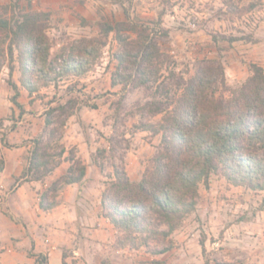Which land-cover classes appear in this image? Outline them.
I'll return each instance as SVG.
<instances>
[{
	"label": "trees",
	"instance_id": "16d2710c",
	"mask_svg": "<svg viewBox=\"0 0 264 264\" xmlns=\"http://www.w3.org/2000/svg\"><path fill=\"white\" fill-rule=\"evenodd\" d=\"M24 1L22 8L17 2L0 6V69L7 65L12 72L14 62L18 64L19 85L12 81L8 84L13 90L11 102L19 115L25 113L18 101L21 89L30 96L37 95L41 87L62 77L86 74L99 48L113 34L120 50L115 54L112 84L120 85L124 91L130 88L150 93L151 98L140 106V111L150 118L160 116L156 122L142 121L135 126L152 137L160 136L157 151L138 181H132L126 171L129 139L125 130H119L126 120L119 110L113 116L112 131L106 139L108 146L90 154L100 170L106 165L111 170L100 194V207L103 218L118 233L116 243L120 247L138 249L166 241L195 210L199 185L208 187L212 174H221L235 187L264 191V68L250 64V75L232 90L221 60L197 59L194 73L186 79L169 72V79H177L179 91L171 93L169 83L160 81L163 70L169 69V57L159 45V38L166 32L160 35L146 25L129 21L125 11L126 21L101 22L100 37L68 44L51 58L46 33L51 13L34 10L32 0ZM124 32L133 33L134 37L123 35ZM77 106L78 100L71 98L47 110L46 135L32 140L20 176L27 182H42L68 153L64 158L70 163L66 172L39 195V208L43 211L56 206L55 198L62 188L80 184L86 177V164L73 149L65 148L61 136L56 137V124L63 126ZM1 144L18 147L10 145L5 137ZM4 167L0 155V173ZM167 250L168 247L162 248L157 253ZM31 256L33 264H48L44 254ZM62 264H68L65 254Z\"/></svg>",
	"mask_w": 264,
	"mask_h": 264
},
{
	"label": "rangeland",
	"instance_id": "374dc122",
	"mask_svg": "<svg viewBox=\"0 0 264 264\" xmlns=\"http://www.w3.org/2000/svg\"><path fill=\"white\" fill-rule=\"evenodd\" d=\"M13 2L20 8L26 5L24 0H0V6ZM250 5L253 7L245 11ZM32 8L51 13V24L46 31L51 58L68 44L100 37L98 24L101 22L126 21L125 11L129 21L146 25L160 35L166 32L159 38V45L169 57L166 64L169 69L163 70L160 81L169 83L171 93L179 91L177 79H169V72L186 79L194 73L197 59L221 60L226 82L232 90L239 88L250 75V64L264 68V0H32ZM124 34L134 37L130 32ZM232 38L236 40L230 41ZM119 50L120 44L110 34L86 74L62 77L56 83L41 87L37 95L30 96L21 89L18 101L24 106L23 115H19L11 102L13 90L8 84L12 81L19 85L18 64L14 62L12 72L7 65L3 66L0 69V155L17 154V147L1 144L5 137L10 145L23 148L27 163L32 140L46 135L47 110L75 98L78 106L63 126L56 124V137L61 136L60 142L67 150L73 149L77 157L88 162L85 163L88 178L80 183L77 192L101 194L108 181L110 168L106 165L100 170L90 154L108 146L106 139L111 134L117 110L126 119L119 130H125L129 139L126 171L132 181H138L157 151L160 136L152 137L135 126L142 121L156 122L160 116L150 118L140 111V106L151 98L150 93L143 89L124 91L120 85L112 84L117 64L115 54ZM67 156L68 153L42 182H35L34 192H43L66 172L70 165L64 159ZM13 187L8 192H14ZM64 188L59 192H64ZM198 192L195 210L176 230L184 232L186 239L176 241L175 245L171 235L166 241L149 247H120L116 232L114 243L105 244L106 248H96L95 242L89 245L88 262L72 259L74 250H82L76 243L78 239L62 254L70 264H264V191L232 186L216 173L210 176L208 187L199 185ZM198 205L202 209L204 206L205 219L196 213ZM209 217L214 219L211 223H208ZM241 222L245 223L244 228ZM167 247L163 255L157 253ZM117 250L120 253L110 259L111 253Z\"/></svg>",
	"mask_w": 264,
	"mask_h": 264
},
{
	"label": "crops",
	"instance_id": "0c3cea01",
	"mask_svg": "<svg viewBox=\"0 0 264 264\" xmlns=\"http://www.w3.org/2000/svg\"><path fill=\"white\" fill-rule=\"evenodd\" d=\"M22 149L17 147L14 157L2 156L5 167L0 173V264H33L31 254L40 253L48 257V264H62L63 250L73 247L77 239L82 250H74L72 259L88 262L91 255L86 250L92 242L96 248L114 243L116 231L101 214L100 192H77L80 184L67 185L64 192H57L54 208H39L38 196L42 192H34L35 181L20 178L26 166ZM87 178L88 175L84 180ZM11 187L14 192H8ZM204 212V206L202 209L198 205L196 213L201 219L206 218ZM207 220L211 223L214 219ZM244 224L240 226L244 228ZM171 239L175 245L186 239L185 233L176 231ZM119 251L112 252L110 259Z\"/></svg>",
	"mask_w": 264,
	"mask_h": 264
}]
</instances>
